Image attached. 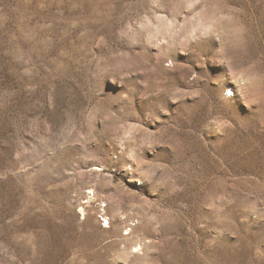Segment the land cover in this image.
Segmentation results:
<instances>
[{
    "label": "rangeland",
    "instance_id": "1",
    "mask_svg": "<svg viewBox=\"0 0 264 264\" xmlns=\"http://www.w3.org/2000/svg\"><path fill=\"white\" fill-rule=\"evenodd\" d=\"M0 264H264V0H0Z\"/></svg>",
    "mask_w": 264,
    "mask_h": 264
},
{
    "label": "bare ground",
    "instance_id": "2",
    "mask_svg": "<svg viewBox=\"0 0 264 264\" xmlns=\"http://www.w3.org/2000/svg\"><path fill=\"white\" fill-rule=\"evenodd\" d=\"M224 93H225L226 98L232 97L234 95V91L232 89H229V88H227ZM97 198H98L97 191L93 188H90V190L86 192V198H85L84 203L87 204V206H89L93 201L97 200ZM101 212H105V210H102ZM107 223H109V222H107ZM141 245H142L141 243H136L133 246V249L135 251H139L142 248Z\"/></svg>",
    "mask_w": 264,
    "mask_h": 264
},
{
    "label": "snow or ice",
    "instance_id": "3",
    "mask_svg": "<svg viewBox=\"0 0 264 264\" xmlns=\"http://www.w3.org/2000/svg\"><path fill=\"white\" fill-rule=\"evenodd\" d=\"M194 3L198 4L200 3V0H193ZM190 6H192V4L190 3Z\"/></svg>",
    "mask_w": 264,
    "mask_h": 264
},
{
    "label": "built area",
    "instance_id": "4",
    "mask_svg": "<svg viewBox=\"0 0 264 264\" xmlns=\"http://www.w3.org/2000/svg\"><path fill=\"white\" fill-rule=\"evenodd\" d=\"M108 225H109V224H108V223L105 224V221H104V226H108Z\"/></svg>",
    "mask_w": 264,
    "mask_h": 264
}]
</instances>
